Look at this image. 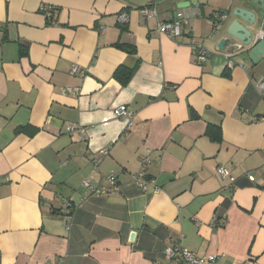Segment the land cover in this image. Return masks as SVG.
<instances>
[{
	"label": "crops",
	"instance_id": "crops-1",
	"mask_svg": "<svg viewBox=\"0 0 264 264\" xmlns=\"http://www.w3.org/2000/svg\"><path fill=\"white\" fill-rule=\"evenodd\" d=\"M181 1L0 0V264H175L168 246L210 264H264V65L229 66L222 35L208 38L210 14L237 1ZM153 5L157 17L144 18ZM173 20L180 37L157 32ZM197 47L210 55L202 64ZM119 68L132 70L125 84ZM119 106L133 111L129 127ZM208 124H220L219 144ZM111 176L117 192L82 187L108 188Z\"/></svg>",
	"mask_w": 264,
	"mask_h": 264
},
{
	"label": "built area",
	"instance_id": "built-area-1",
	"mask_svg": "<svg viewBox=\"0 0 264 264\" xmlns=\"http://www.w3.org/2000/svg\"><path fill=\"white\" fill-rule=\"evenodd\" d=\"M49 7H43L42 10L45 12V14L48 16L50 14ZM53 10V9H52ZM141 14L144 18H156L157 17V11L155 5L149 6L146 8H143L140 10ZM223 18V15L213 13L212 19H210V25L212 26V29H215L218 25V23ZM128 18L127 15L124 13H121L118 15V23L119 24H126ZM156 30L158 33L165 34L170 39H176L180 37L182 33V22L180 20H173L170 22H157ZM210 55L201 47H197L194 50V59L197 64H202L205 62ZM227 64L229 66H232V62L227 60ZM77 71L76 67H73L70 70V74H74ZM255 89L258 92L260 98L264 100V77L260 78L258 81L255 82ZM113 114L118 119H121L127 123V126L129 127L131 125V120L133 117V111L127 107V106H119L114 109ZM100 156H105L108 154L106 150L99 151L98 153ZM148 165L147 158H144L141 160V168L139 172L134 176L133 182L139 187V189L143 192L146 190V187L148 185V181L146 180L145 176V169ZM216 175L221 179H231L230 173L227 169L222 167H217ZM251 179V178H250ZM108 182V188H104L100 186V184L94 186L91 182L85 181L82 185L83 188L89 190L91 193L96 194H103L108 191L117 192L119 190L117 186V181L115 177L111 176L107 180ZM65 209L71 207V203L69 201L65 202ZM68 214V212H67ZM164 255L166 257V261L169 263H175V264H210L214 261V257H208L206 259H200L195 256H193L191 253L186 252L184 250H181L179 247H175L172 249L171 247H166L164 249Z\"/></svg>",
	"mask_w": 264,
	"mask_h": 264
},
{
	"label": "water",
	"instance_id": "water-1",
	"mask_svg": "<svg viewBox=\"0 0 264 264\" xmlns=\"http://www.w3.org/2000/svg\"><path fill=\"white\" fill-rule=\"evenodd\" d=\"M235 1L238 5L223 15L221 28L212 29L208 38L222 35L216 53L225 56L224 60H229L233 65L244 67L242 63H234V58L248 60L251 66L264 65V0ZM191 5L197 6L196 0L181 1L176 4V9Z\"/></svg>",
	"mask_w": 264,
	"mask_h": 264
},
{
	"label": "trees",
	"instance_id": "trees-1",
	"mask_svg": "<svg viewBox=\"0 0 264 264\" xmlns=\"http://www.w3.org/2000/svg\"><path fill=\"white\" fill-rule=\"evenodd\" d=\"M202 5L199 6L200 9H202ZM50 11L52 12V8L50 9ZM213 13H217L220 15H224V12L218 10V11H214ZM213 13L210 14L209 18L212 19L213 17ZM126 26L125 24H122L121 29L125 30ZM4 40H6L4 38ZM115 47L120 49L121 51L130 54V55H134L136 53V50L133 46L130 45H124V44H115ZM18 54L20 57L22 56H26L27 54V48L24 44H19V49H18ZM132 74V70H128V69H124V68H119L116 70V72L114 73V78L118 80V82H120V84H125L131 77ZM36 130H34V128L29 127V126H21V127H17L15 129V133L16 134H20V133H26L29 135H32L33 133H35ZM204 135L211 141L214 143L219 144L221 142V127L220 124H208ZM220 221V220H218ZM223 223V222H222ZM214 225V226H218ZM171 247L172 249H174L177 246H168Z\"/></svg>",
	"mask_w": 264,
	"mask_h": 264
},
{
	"label": "rangeland",
	"instance_id": "rangeland-1",
	"mask_svg": "<svg viewBox=\"0 0 264 264\" xmlns=\"http://www.w3.org/2000/svg\"><path fill=\"white\" fill-rule=\"evenodd\" d=\"M219 25H221V22L218 23V26H219ZM218 26H217V28H218Z\"/></svg>",
	"mask_w": 264,
	"mask_h": 264
},
{
	"label": "flooded vegetation",
	"instance_id": "flooded-vegetation-1",
	"mask_svg": "<svg viewBox=\"0 0 264 264\" xmlns=\"http://www.w3.org/2000/svg\"><path fill=\"white\" fill-rule=\"evenodd\" d=\"M218 26V25H217Z\"/></svg>",
	"mask_w": 264,
	"mask_h": 264
}]
</instances>
